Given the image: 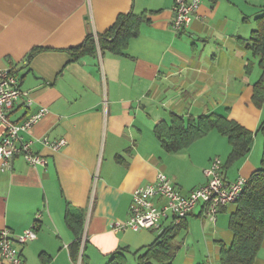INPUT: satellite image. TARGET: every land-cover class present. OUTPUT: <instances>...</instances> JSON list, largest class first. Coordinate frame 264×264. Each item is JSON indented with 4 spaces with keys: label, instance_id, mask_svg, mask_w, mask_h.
<instances>
[{
    "label": "crops",
    "instance_id": "0c3cea01",
    "mask_svg": "<svg viewBox=\"0 0 264 264\" xmlns=\"http://www.w3.org/2000/svg\"><path fill=\"white\" fill-rule=\"evenodd\" d=\"M173 5L174 0H0V67L12 69L33 101L30 107L15 103L9 118L20 123L46 109L24 135L34 140L33 150L46 166L32 167L17 157L10 169L0 170V230L9 229L15 238L41 216L36 239L18 246L25 264H111L121 257L122 264H136L158 233L113 232L110 225L127 219L137 187L161 172L187 196L206 182L204 170L215 157L226 166L227 182L248 179L260 167L263 139L257 130L264 102L256 107L252 91L261 71L246 40L264 0H201L189 27L177 34L171 28ZM129 14L139 19L137 34L119 53L74 50ZM172 114L234 120L254 133L251 150L226 165L230 144L210 130L168 152L154 129L169 124ZM3 135L0 124V140ZM44 137L66 145L52 151L40 143ZM234 208H222L211 223L196 205L176 237L182 234L177 252H185L183 264H220V245L233 239ZM66 211L82 220L84 245L74 259L76 237ZM171 225V219L164 221L161 232ZM0 264L7 263L0 257ZM254 264H264V239Z\"/></svg>",
    "mask_w": 264,
    "mask_h": 264
},
{
    "label": "trees",
    "instance_id": "16d2710c",
    "mask_svg": "<svg viewBox=\"0 0 264 264\" xmlns=\"http://www.w3.org/2000/svg\"><path fill=\"white\" fill-rule=\"evenodd\" d=\"M254 22L255 28L246 40V48L253 57L257 58V65L261 71L259 79L253 84L252 91V102L256 107H260L264 102V8L254 18ZM138 26L139 19L135 16L120 15L108 31L98 35L90 34L84 45L74 50L80 53H92L98 48L100 51L110 49L119 53L126 48L128 40L137 34ZM35 52L37 50H33L31 55ZM245 68L249 73L251 63L248 62ZM210 130H216L225 136L230 144L231 151L226 165L245 157L250 152L254 133L236 121L218 115L185 120L183 117L172 114L170 123L156 126L154 132L162 147L168 152L175 153L188 147ZM257 132L263 139L260 168L247 179L242 195L235 203L234 211L229 218V229L233 234V239L228 246L220 245V264H254L264 239V118ZM225 167L223 165V169ZM65 222L76 237L75 250L72 252L74 259L82 237V220L66 211ZM182 222L171 225L158 233L156 241L142 254L137 255L136 264H172L178 249L175 240ZM124 260L123 257L119 261L112 258L111 264H122Z\"/></svg>",
    "mask_w": 264,
    "mask_h": 264
},
{
    "label": "built area",
    "instance_id": "2783aa9c",
    "mask_svg": "<svg viewBox=\"0 0 264 264\" xmlns=\"http://www.w3.org/2000/svg\"><path fill=\"white\" fill-rule=\"evenodd\" d=\"M201 0H174L172 30L177 34L187 29L196 14ZM22 101L25 107L33 103L28 93L20 89L18 79L12 69L0 67V124L4 127V135L0 140V170H8L11 162L17 157L32 167H45V157L33 150L34 140L25 138L30 129L45 115L46 109L39 108L20 123L10 120L8 111L15 103ZM40 143L52 151H59L65 140L50 141L44 137ZM206 182L191 190L187 196L181 195L170 178L159 172L155 180L137 187L131 195L128 217L124 222H114L111 231L127 229L138 231L147 229L161 232L162 223L168 219L178 224L189 216L197 204H201V217L215 223L217 214L229 204H235L241 197L247 179L238 177L227 182L221 160L215 157L204 170ZM15 238L7 228L0 230V257L7 264H25L18 246L36 239L37 220ZM84 237L80 239L81 248ZM79 260L81 256L79 255ZM77 264H80L79 262Z\"/></svg>",
    "mask_w": 264,
    "mask_h": 264
},
{
    "label": "rangeland",
    "instance_id": "374dc122",
    "mask_svg": "<svg viewBox=\"0 0 264 264\" xmlns=\"http://www.w3.org/2000/svg\"><path fill=\"white\" fill-rule=\"evenodd\" d=\"M255 28V25H253L252 29ZM259 68H258V73H259ZM259 137H260V134H259ZM260 168V167H258ZM158 231H153L154 234H157ZM182 234L177 238V240H175V244L177 245V243H181V238ZM186 250V248H185ZM177 253V256L174 260V264H183V257L185 256L184 253L185 252H176ZM197 255H199V253H197Z\"/></svg>",
    "mask_w": 264,
    "mask_h": 264
}]
</instances>
